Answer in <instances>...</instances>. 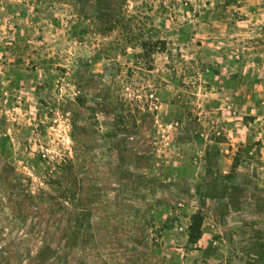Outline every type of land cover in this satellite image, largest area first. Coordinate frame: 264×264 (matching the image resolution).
Masks as SVG:
<instances>
[{
    "label": "rangeland",
    "instance_id": "1",
    "mask_svg": "<svg viewBox=\"0 0 264 264\" xmlns=\"http://www.w3.org/2000/svg\"><path fill=\"white\" fill-rule=\"evenodd\" d=\"M0 264H264V0H0Z\"/></svg>",
    "mask_w": 264,
    "mask_h": 264
},
{
    "label": "trees",
    "instance_id": "2",
    "mask_svg": "<svg viewBox=\"0 0 264 264\" xmlns=\"http://www.w3.org/2000/svg\"><path fill=\"white\" fill-rule=\"evenodd\" d=\"M149 66H151V65H149ZM203 220H204V218H203L201 213L195 214L193 216V221H192V224L190 226V234H189L190 242H192V243L198 242L199 239L201 238Z\"/></svg>",
    "mask_w": 264,
    "mask_h": 264
}]
</instances>
